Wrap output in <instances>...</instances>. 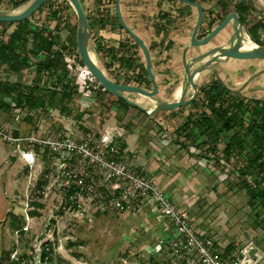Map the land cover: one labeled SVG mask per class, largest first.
I'll use <instances>...</instances> for the list:
<instances>
[{"label":"rangeland","instance_id":"1","mask_svg":"<svg viewBox=\"0 0 264 264\" xmlns=\"http://www.w3.org/2000/svg\"><path fill=\"white\" fill-rule=\"evenodd\" d=\"M19 1L0 0V8ZM106 1L81 0L93 29L90 50L112 80L150 89L144 60L116 25L114 0ZM195 1L203 9L200 36L241 1L245 34L252 29L264 43V0ZM182 4L192 9L190 15L178 13L181 4L175 7L168 0H150L144 6L153 7L143 26L153 59L162 55L160 43L169 45L181 32L184 40L189 35L196 10ZM75 25L72 10L62 0H51L26 21L0 26V46L13 47L12 54L0 56V264H208L202 251L179 234L172 213L184 214L192 234L219 264H264V206L248 205L236 171L249 147L244 142L241 150L229 154L223 149L230 133L241 134L245 128L235 124L229 133L213 138L191 124L185 133L178 125L194 110L189 104L153 116L125 106L98 89L86 68L72 65ZM33 30L47 38L57 35L58 42L43 48L41 41L33 40ZM227 33L224 30L206 46L191 47L186 57L224 42ZM176 47L177 69L172 71L176 74L168 73L175 74L174 79L169 75L161 83L160 98H171V90L182 83L181 46ZM58 51L69 69L65 82L74 80L75 92L61 91L60 81L35 71L38 61L57 59ZM242 60L244 71L229 84L236 91L245 90L225 98L226 104L241 99L240 117L248 121L261 107L251 99H264V60ZM203 78L197 81L207 88L213 79L206 84ZM229 84L223 82L226 88ZM27 89L31 99L43 100L41 107L16 104ZM190 93L189 89L186 97ZM141 105L148 106L147 100ZM209 110L204 107L207 115ZM220 121L215 117L207 124L216 127ZM56 139L89 142L93 153L121 161L148 180L154 195H131L122 208H114L109 200L117 196L116 185L128 188L127 183L109 176L89 158L82 160L75 151H53L45 142ZM80 161L83 169H78ZM227 246L230 252L226 253Z\"/></svg>","mask_w":264,"mask_h":264},{"label":"water","instance_id":"2","mask_svg":"<svg viewBox=\"0 0 264 264\" xmlns=\"http://www.w3.org/2000/svg\"><path fill=\"white\" fill-rule=\"evenodd\" d=\"M46 1L47 0H25L12 7L0 8V22L13 23L23 21L36 12ZM65 1L70 6L75 16L76 50L86 70L108 93L122 99L129 106L144 112L148 116H153L160 111H169L190 104L197 96L199 90L197 81L198 75L205 69H213L214 62H223L230 58L264 60V45L254 43L251 48L242 49V41L246 35L243 25L235 12L231 11L227 13L208 33L201 38H197L196 33L203 18V9L201 5L192 0H177L193 6L196 10V17L188 35V39L181 48V64L183 70L181 94L179 97H175L172 100L163 99L158 96L159 89L155 80V71L152 66L148 47L143 39L125 22L120 9V0H114L117 21L142 52L144 68L151 83L150 89L133 84L118 83L107 76L98 65L96 57L95 59L91 57V26L83 4L80 0ZM230 20H232V34L226 43L210 47L187 59L186 52L188 49L194 46L206 45ZM248 38L250 39V37ZM188 88L191 90V93L186 97ZM131 94H136L145 98L148 102V106H142Z\"/></svg>","mask_w":264,"mask_h":264},{"label":"trees","instance_id":"3","mask_svg":"<svg viewBox=\"0 0 264 264\" xmlns=\"http://www.w3.org/2000/svg\"><path fill=\"white\" fill-rule=\"evenodd\" d=\"M25 0H20L18 3H22ZM51 0H47L44 4L41 5L44 6L46 3H48ZM81 1V0H80ZM175 1V0H174ZM195 1V0H192ZM66 7L70 9V6L67 4L65 0H62ZM82 3V2H81ZM200 4V3H199ZM12 6H15L12 5ZM39 8V9H40ZM232 11L235 12L243 25L246 24L245 19V5L240 1L238 4L233 5ZM114 21L116 22V25L122 29V27L119 25L116 14L114 12ZM25 19L24 21H26ZM19 23V22H18ZM123 30V29H122ZM124 31V30H123ZM126 34L127 42H129V45L136 48L143 58L142 52L138 48V46L134 43V41L131 39V37L124 31ZM250 39L255 42L256 44L264 45L256 34V32L252 29H249L247 31ZM33 35V40L36 39L38 41H41L43 48H51L52 44L57 43L58 36L56 35L55 38H47L39 34L37 31H34L31 33ZM4 45V43H2ZM0 46V56L5 57L10 54H12L11 45H2ZM13 46V45H12ZM120 46H122V43H120ZM32 52V51H29ZM60 52V51H58ZM33 53V52H32ZM59 57L57 59L54 58H47L42 59L41 61H38L36 63V73L38 76H48V78L54 77L56 81L61 82V91L66 92H75L77 89V84L74 80L65 82V76L69 72L67 66L61 62V60H64V54L59 53ZM74 59V64L78 63L80 66L84 67L82 61L79 58V55L77 53V50L75 49L74 56H72ZM2 61V60H1ZM85 68V67H84ZM17 69H20L17 67ZM144 73H146L144 67H143ZM90 74V73H89ZM93 82L95 86L103 91L104 93H108L106 90L102 88L101 85L92 77ZM64 79V80H63ZM116 82V81H115ZM125 84H128L129 82H123ZM148 84H150V81H148ZM220 87V89H217ZM16 88V87H15ZM204 86H201L198 95L196 98L187 106L193 107L194 110H190L188 112V115L186 116L183 123L178 125L179 129L181 131H184L185 133H188L190 129L191 124H195L198 129H200V133L210 135L213 134V138H219L221 134L229 133L235 124L244 127L245 132H242L241 134L237 132L230 133V135L227 137L226 142L224 143L223 149L226 154H229L230 152H235L237 149L241 150L243 148V143L248 145L249 152L247 151L245 153V157L243 161L237 166L236 171L237 174L241 180L242 186L245 189V192L247 194V203L249 206L253 207L256 205L264 206V111H260L261 108L264 106V99L259 98H252L251 101L253 105L258 106L260 105V110L256 111L254 110L255 116L250 120H244L242 117H240V113L242 107L244 106V103L241 99H235L228 104L227 99L225 98L228 94H239L238 91H231L230 89L226 88L223 83H221L217 79H213L211 82L208 83V87L205 88ZM29 89V88H28ZM24 91V94L16 99V104L18 106H27L30 109H36L43 105L42 99H31L29 96L30 90ZM11 97V96H10ZM200 99L202 100L200 102ZM119 102L124 104L125 106L130 107L127 103H125L122 99L117 98ZM199 102L201 104H199ZM209 106V114L207 115L204 111V107ZM227 106V107H226ZM185 107V106H183ZM134 108V107H133ZM182 107L176 108L181 109ZM136 109V108H135ZM175 109L169 110L173 111ZM199 113V114H198ZM219 118L221 121L218 126H210L207 124L209 120L212 118ZM249 138V143H247V140ZM230 246H227L226 253L230 252ZM42 257H44V254H42ZM218 258V257H217Z\"/></svg>","mask_w":264,"mask_h":264},{"label":"crops","instance_id":"4","mask_svg":"<svg viewBox=\"0 0 264 264\" xmlns=\"http://www.w3.org/2000/svg\"><path fill=\"white\" fill-rule=\"evenodd\" d=\"M149 1L150 0H120V9H121V13L123 15L125 22L128 24V26L133 31H135L143 39V41L147 45L148 49H149V44L145 41V38H143L144 37L143 35L146 33L147 29L143 26H145V18L144 17H147L146 15H148L151 12L150 10L153 8V7H151L149 9L147 6H146L147 8L144 7L146 5V3ZM163 1H166V0H163ZM168 1L170 4L174 5L175 7L178 6L177 4H181L180 6H182V7H177L178 13H180V14L183 13L184 15H187V16L190 15V12L192 10L190 7H186V5L180 3L176 0L175 1L174 0H168ZM106 2L108 3L109 1L107 0ZM159 2H161V0H157V3H159ZM142 14H143V17H140ZM107 17L111 18L112 15L109 14V15H107ZM194 20H195V18H194ZM88 21H89V19H88ZM89 23H90V21H89ZM5 24H7V23H4V24L0 23V26H2V28H3V26ZM90 26H91V31H92L93 29H92L91 23H90ZM140 30H142V31H140ZM143 32H144V34H143ZM177 37H178L177 38L178 40H175L173 38L172 43H170L169 45L164 44L162 46L161 43L159 44L158 48H159V51L162 52V55L157 56V60L153 59V56H151V54H150L151 49H149V54L151 57V62H152V66L154 68V71L155 70L160 71V72H155L157 75L156 76L157 77V83H158L157 87H158L159 91H160V85L163 81L166 80V77H167V79L170 78L169 75H171V74L168 75V73H171L172 71H176V69H177L176 68V54H175V52L177 50L176 46H178L180 44V46L182 48V44H183L182 41L180 42L179 40L187 41V39H188V35H186L185 40H184V38H181L182 32L180 34H178ZM180 53H181V49H180ZM159 57H163V59L161 60V59H159ZM237 61H239L241 63H235ZM180 65H181V60H180ZM244 69H245V60L243 61L242 59L230 58L227 61L213 63V69H205V70L201 71L200 74L198 75V78L204 77L205 83L207 84L208 81L210 80V78L213 79L214 73H216L218 78L222 82H224V83L228 82V84H229L230 82H232L233 78L236 77L240 72H243ZM172 73L176 74V72H172ZM177 73L180 74L181 72L178 71ZM175 74H172V75H175ZM172 75H171V79L174 77ZM8 76H9V82H12V81H10V76H12V74L11 75L8 74ZM224 79L226 81H224ZM4 82H6V81H4ZM178 84H181V82H178ZM230 84L227 85V87L229 89H231L232 91H234L235 88L231 87ZM201 86H204V85H201ZM243 90H245V89H243ZM243 90L240 89L238 91L241 93V91H243ZM163 99L172 100L173 97L171 96V98H163Z\"/></svg>","mask_w":264,"mask_h":264},{"label":"built area","instance_id":"5","mask_svg":"<svg viewBox=\"0 0 264 264\" xmlns=\"http://www.w3.org/2000/svg\"><path fill=\"white\" fill-rule=\"evenodd\" d=\"M45 143L50 144L53 151L56 152L61 149L75 151L79 156L82 157V160H84V158H89L92 162H95L97 165H99L100 168L107 171L109 176L125 181L128 185V188L116 185L115 190L117 192V196H114L109 200L110 204L114 208H122L124 201H126L127 197L131 195H154V193H152V185L148 180H146L143 176L136 174L134 171L129 169L125 163L121 161L109 160L103 155L93 153L91 147L89 146V142L87 141H85L83 144H77L68 139H56V141H46ZM106 146H108V144ZM78 169H83L81 161L78 163ZM75 176L76 175L74 174L73 178H75ZM69 177H72V175H70ZM91 181L92 179L89 180L85 188L88 189L90 187ZM172 215L175 223L177 224L179 234L183 235L184 237L186 236L189 244L197 246L202 251L204 259L208 264H219V261L216 260L215 256L208 251L205 243L199 241L197 237L192 234L191 230L186 224V221L183 218L184 214L178 215L176 213H172ZM184 261L188 262V258L184 257Z\"/></svg>","mask_w":264,"mask_h":264},{"label":"flooded vegetation","instance_id":"6","mask_svg":"<svg viewBox=\"0 0 264 264\" xmlns=\"http://www.w3.org/2000/svg\"><path fill=\"white\" fill-rule=\"evenodd\" d=\"M33 15V14H32ZM31 15V16H32ZM30 18V17H29ZM224 17H219L218 18V20L210 27V29L207 31V33L215 26V25H217L222 19H223ZM239 18V17H238ZM26 19H28V18H26ZM25 20V19H24ZM23 20V21H24ZM202 20H203V18H202ZM240 20V19H239ZM195 21V20H194ZM241 21V20H240ZM13 23H15V22H13ZM242 23V22H241ZM201 24H202V22H201ZM242 25H243V23H242ZM244 26V25H243ZM200 27H201V25H200ZM200 27H199V29H200ZM198 29V30H199ZM226 31V30H228V33H227V37H226V39H225V41L224 42H222V43H218V44H216V45H213V46H218V45H221V44H224V43H226V41L229 39V37H230V35L232 34V20H230L228 23H227V25L223 28V29H221L212 39H214V38H216L217 36H219L223 31ZM206 34V33H205ZM204 34V35H205ZM204 35H201L200 36V34H198V31H197V33H196V37L197 38H201V37H203ZM246 35V34H245ZM246 36H248L249 37V35H246ZM211 39V40H212ZM210 40V41H211ZM209 41V42H210ZM208 42V43H209ZM208 43L206 44V45H208ZM206 45H204V46H206ZM213 46H211V47H213ZM210 47H208L207 49H209ZM207 49H205V50H207ZM149 50V49H148ZM190 49H188L187 50V52H186V55L188 54V51H189ZM199 53H201V52H199ZM198 53V54H199ZM188 59V58H187ZM180 60H181V53H180ZM214 63H216V62H214ZM182 65V64H181ZM149 78V77H148ZM213 79L215 80V79H217V80H219L221 83H223L219 78H218V76H217V74L216 73H214V75H213ZM0 80H2V78H0ZM11 84V83H10ZM23 84V83H22ZM198 84H199V82H198ZM200 87H201V85L199 84V89H200ZM199 91V90H198ZM197 95H198V93H197ZM158 96H159V93H158ZM196 98V97H195Z\"/></svg>","mask_w":264,"mask_h":264},{"label":"bare ground","instance_id":"7","mask_svg":"<svg viewBox=\"0 0 264 264\" xmlns=\"http://www.w3.org/2000/svg\"><path fill=\"white\" fill-rule=\"evenodd\" d=\"M254 45V42L251 40V39H249L247 36H245L244 38H243V41H242V49H248V48H251L252 46ZM90 54H91V57L93 58V59H95V54L91 51L90 52ZM182 86H181V84H177L172 90H171V96L173 97V98H175V97H179L180 96V94H181V91H182ZM189 90V88L187 89V91ZM139 96V95H138ZM141 98V99H140ZM143 100L145 101V98H143L142 96H139V98L137 99V101H138V103H142L143 104ZM27 160H30V161H32V159H27Z\"/></svg>","mask_w":264,"mask_h":264}]
</instances>
